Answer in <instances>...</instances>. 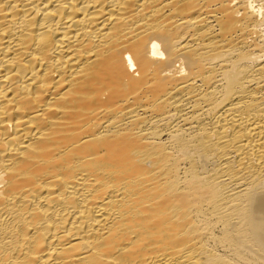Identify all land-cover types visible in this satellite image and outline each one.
Masks as SVG:
<instances>
[{
  "label": "bare ground",
  "instance_id": "bare-ground-1",
  "mask_svg": "<svg viewBox=\"0 0 264 264\" xmlns=\"http://www.w3.org/2000/svg\"><path fill=\"white\" fill-rule=\"evenodd\" d=\"M0 264H264V0H0Z\"/></svg>",
  "mask_w": 264,
  "mask_h": 264
}]
</instances>
